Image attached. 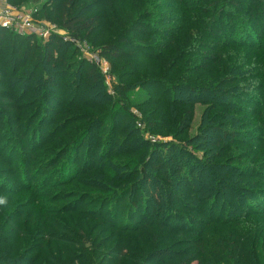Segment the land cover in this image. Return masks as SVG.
Instances as JSON below:
<instances>
[{"label": "trees", "instance_id": "obj_1", "mask_svg": "<svg viewBox=\"0 0 264 264\" xmlns=\"http://www.w3.org/2000/svg\"><path fill=\"white\" fill-rule=\"evenodd\" d=\"M10 1L18 6L30 2ZM242 1H249L246 17L234 11L244 10ZM248 1L47 0L35 17L57 24L67 36L51 33L42 42L37 35L0 26V88H4L0 114L9 111L7 123L16 126L13 135L2 140L11 156L8 169H0L4 178L0 195L7 181L20 178H25V187H9L11 194L45 188L39 198L24 204L37 205L38 212L29 213L23 225H12L16 217L6 214L11 202L0 204V264L133 260L135 264H264V192L259 188L264 183V0ZM76 40H86L108 62L117 79L114 96L98 65L81 56ZM10 41L13 59L2 56L4 44ZM25 66L29 67L20 71ZM56 81L63 92L58 99L51 91ZM163 86L167 88L162 92ZM145 90L156 91L149 95ZM254 90H260L258 100L262 99L256 109L238 107L253 117L233 115L227 98ZM145 95L151 96L146 102ZM205 97L210 101L199 134L191 138L188 132L195 115L191 100ZM51 102L56 103L61 120L52 123L46 137L37 129ZM30 107L34 109L26 111ZM131 107L141 110L144 118L138 119ZM152 107L154 111H148ZM243 120L249 128L244 132H251L245 136L252 140L259 136L262 143L248 144L246 149L247 143L237 139L243 129L234 126ZM84 121L79 131L76 125ZM257 129L262 135L254 133ZM96 130L94 138L90 132ZM146 132L173 139L152 144L144 137ZM221 136L229 143H221ZM47 138L48 153L40 165L47 169L48 179L36 181L31 177L32 163L40 160L35 157ZM99 145L103 152L98 153ZM15 147L27 148L21 152L20 165L12 156ZM190 148L209 157L199 158ZM107 152L114 156L106 157ZM224 152H230L231 158L224 160ZM234 160L242 164L235 165ZM213 169L227 175L210 183ZM60 171L67 174L55 178ZM233 173L239 174V180L231 178ZM81 180L86 181V197L79 199L76 196L85 187ZM148 187L149 191H142ZM250 190L260 201L247 198ZM232 199L239 200L236 206L243 215L216 217L218 206L230 210ZM59 201L64 203L58 205ZM85 201L86 209L78 215L80 225L66 227L59 222L69 238L57 237L54 215L67 213L73 218Z\"/></svg>", "mask_w": 264, "mask_h": 264}, {"label": "rangeland", "instance_id": "obj_2", "mask_svg": "<svg viewBox=\"0 0 264 264\" xmlns=\"http://www.w3.org/2000/svg\"><path fill=\"white\" fill-rule=\"evenodd\" d=\"M45 1H47V0H37V1H35V0L31 1L30 0V2L28 4H23V6H18V4H16V1H10V0H0V3L1 4H9L11 6L14 5V6H17V7H21L22 9L24 7V9H26V10L35 9V8L38 10V9L41 8L42 4ZM248 2L244 3V1H242L241 7L244 8L243 11H241V9L234 10L235 13H238L239 17H246L247 16L246 9L249 7L248 6ZM235 17H237V16H235ZM226 18L228 19V17H226ZM35 19L39 22V25L41 26V28L43 30H46L48 33H50V34L51 33H57L59 35L67 36L66 31H64L62 28H60V26H58L57 24L46 20L42 16L35 17ZM230 19L232 21H235L237 23V25H240V24H238V23H240V20L234 18V16H230ZM21 35H24V33L21 34ZM48 36H49V34L47 35V37H44V36L43 37L42 36L39 37L38 36V38L41 39L42 42H43V41H45L48 38ZM240 36H241V39L245 40L246 35L243 33V29H242V34ZM237 37L239 38V36H237ZM73 41H75V40H73ZM262 41H264V35H263ZM76 44H77V46L80 47L81 56L84 59H86L90 63H95V64L98 65L99 70L101 71V73L105 77V83H106V86L108 88L107 89L108 92L111 95L114 96V94H115L114 84H115V82L117 83V79H116L115 76L112 75L108 62H106L103 59H100L97 50L94 49L93 47H90L88 45V43L86 42V40H78V41L76 40ZM13 47H14V43H12L11 41L7 42L6 44H4V48H3L4 52L2 53V56L4 58H7V59H13L14 58V56L12 55V48ZM203 63H206V62H203ZM28 67L29 66H25L20 71H23L24 69H27ZM10 71H11V67H10ZM38 71L40 72V71H43V70L40 68ZM7 80H9L8 83L11 81L10 78H8ZM166 88H167V86H163V88H161L162 92ZM0 90H4V88L2 87V88H0ZM51 91H52V94L54 96V99H58L59 97H61V98L63 97V92L59 89L57 81L51 87ZM145 91H146L145 93H148V94L150 93V94L154 95L156 90H145ZM258 93L259 94L261 93L260 90H254V91L246 93V94H240V96L228 97L227 99L229 101H232L231 104H229V107L232 110L231 113L233 115H235V116L240 117V118L253 117L250 114H248L247 112H243L242 111L243 108H238V107H239V104H240L241 106L245 107L246 109H252L253 108L252 110H255L256 107H257L258 101L262 100V99L258 100V97L260 96ZM256 96H257V101L254 102V99H255L254 97H256ZM149 97H151V96H149ZM149 97L147 95H145V96H143L142 99H143V101L146 102V101H148ZM209 101H210L209 98H206V97L205 98H199V99L196 98V99H192L191 100V104L190 105L194 106V112H195L194 119H193V124H192V129L188 132V135L191 136V138L196 137L199 134L200 123H201V119H202V116H203V110L206 107V102L209 103ZM82 102H83L84 105H86V98H84V99L82 98ZM233 103L235 104V106L233 105ZM236 104H237V106H236ZM90 105H92V104H90ZM33 109H34L33 107H30L29 110L26 109V111H32ZM56 109H57L56 103L55 102H53V103L51 102L50 108H48L45 111V116L40 119V123L41 124L38 126L37 133H40L41 135L44 133L45 136H46L47 135V131L53 126L52 123L54 121H55V123H57L56 121H60L61 120V116H57L56 113H55ZM85 109L86 108H82V109L81 108H77V111H84ZM152 110L154 111V107L148 109V111H152ZM86 111H88V110H86ZM131 111L137 116L138 119H139V117L144 118L143 112L141 110H138L136 107H131ZM120 113H122V112H120ZM9 114H10L9 111H5L2 114H0V119H1V121L3 123V127L0 130V169L1 170H7L8 169V165H7L6 162H7V160H10L9 159V155L11 156V151L8 150V149H4L3 148L2 140L6 141V138L10 137L11 134L13 135L12 131L16 127V126H11V125H9L7 123V120H8L7 117H8ZM118 119H120V120L123 119V115L122 114L118 115ZM244 121L245 120H243L242 122H238L234 126L237 129H243V130H239L240 131V135L237 136V139H241V141L247 143V144H245L246 145L245 146L246 149L248 147V144L262 143L263 142V138H259V136H258V138H255L254 140H252L251 138L248 137L251 132H244L247 129H249L248 125L245 124ZM85 125H86V121H84V122H82L80 124H77L76 126L78 127L79 131H81L85 127ZM138 127H141L143 129L144 128L143 123L138 121ZM90 133H91L90 135L95 138V137L98 136L99 132L96 130V131H93V132H90ZM254 133H257V135H262L261 129H257V132H254ZM119 134H120V132H116L115 133V135H119ZM104 135H105V133H103V136ZM245 135H248V136H245ZM251 135H253V133ZM37 137L39 138L40 136H37ZM144 137L147 140H149L152 144H155L156 142H159V141H171L173 139L171 136L167 137V136L161 135L159 133L155 134V133H152V132H146L144 134ZM228 139L229 138L226 139V138H223L221 136V141H222L221 143L228 144L229 143L228 141H230ZM215 140H217V138ZM215 140H210L208 143H215L214 142ZM223 141H226V142H223ZM43 143H44L43 144V148H41V150H39V152L36 154V157H35L37 159V155H38L40 160H36V161H34L32 163L33 167H32V171H31V177H32V179H35L36 181H41L42 179H48L47 176L45 177V173H46L47 169H45V167L43 165H40V164L44 160V155L43 154H47L48 153V152H45L44 147L49 146L50 142H48V138H47V139L44 140ZM197 143L200 144V143H204V142L201 141V142H197ZM226 144H224V145H226ZM232 147H235V146H231V149H233ZM190 149L192 150V148H190ZM243 149H245V148H243ZM26 150H27V148L22 147L19 150V148L17 147L16 150L12 151V156L14 157L13 159H15L14 163L16 165H20L21 164V152L22 151H26ZM85 151H86V147L82 150V153H81L80 166L83 165V162H84V159H85ZM97 151H98V153L103 152V147L99 145ZM192 151L199 158L209 157L208 155H206V152H203V150L195 149V150H192ZM107 153L108 154H104V155H106V157H113L114 156V153H109V152H107ZM224 153H225L224 154V160H227L226 159L228 157L227 155L230 152H224ZM228 158H231V157H228ZM99 159H103V158H99ZM213 161L215 163H219L221 160L214 159ZM154 164L157 165L158 162L155 161ZM234 164L235 165H240V164H242V162H238L237 160H234ZM39 165H40L41 169L39 168ZM217 165H223V164H217ZM81 170H79V172H77V171L74 172L73 175H77L78 173L81 172ZM209 171H214V172H211V173H213V175H211V177L209 178V182L210 183L212 182L213 179H215L219 175H222V176H226L227 175L226 172H223V174H219L220 171H218V170L215 171L214 169L213 170H209ZM66 174H64V172L60 171V173L56 174L54 177L55 178H61L63 175H66ZM233 174H234V176L231 177V178H233L235 180L236 179L239 180L238 179L239 174L238 173H233ZM80 176L81 175H79L78 177H80ZM81 177L85 178L84 176H81ZM3 179H4L3 176H0V183L2 182ZM20 179H22V180L13 181V182L7 181L4 184V185H7V186H6L5 189H2L3 191H2V194L0 195L1 198L6 199V203H10L11 202V206L9 208H7L6 214H11L12 217H16L15 223L12 224V225H14L16 227L19 225L20 222H22V225H23L27 221L26 217H27V215L29 213H31L32 211H35V213L38 212V206L37 205H33L30 208H26L25 205H26L27 201H31L34 198H39V194L45 192V188H43L40 191L28 192V193H26L24 195H22V193L19 194V195L11 194L10 193L11 189L9 187H14L13 189H15V190H21L22 188L25 187L22 184L25 181L24 180L25 178H20ZM81 181H84L85 187L82 188V189H84L83 192H78V195L76 196V198H79V199L83 198V197H86V181L85 180H81ZM247 187L251 188L252 186H247ZM261 187H262V192H264V183L261 184V186H259V188H261ZM145 190L149 191L150 188L149 187L148 188H144L142 191L144 192ZM252 191H254V190H250L249 193H247L249 195V196H247V198L249 200H253L254 203L260 201V196L255 198L257 195L256 196H252L253 194H251V193H255V192H252ZM31 195H33V196H31ZM238 201L239 200H236V199H232V200L228 201L227 207H230V210H228V208H225L226 205L220 204L218 206V208L216 209V211H214L215 216L216 217L217 216H219V217L222 216L223 218L236 219V216H234L231 213H236L237 215H243V212L240 211L238 209V207L236 206L237 203L239 204ZM57 203H58V205H62L64 202H60L59 201ZM86 205H87L86 201L82 202L81 205L78 208H76V210H78V211L74 212V214H73L74 217L73 218L70 216V214H67V213L66 214H56V215H54V217L57 218V222H56L57 227L56 228L53 227V230L58 233L57 237H61L60 235H62L64 238H69L68 232H66L64 228H61L62 224H59V222L62 221L63 223L67 224V225H65L66 227H71L73 225H80L81 221H79L80 218L78 217L79 211L83 210V209H86ZM210 206H212V205H210ZM261 209H263V207H261ZM110 211H111L110 209L107 210L108 213H110ZM208 211L209 210H206L207 214H208ZM58 212H59V210H57V212H55V213H58ZM210 213H211V211H210ZM185 215L188 216V217H191L192 215H194V213L193 212H185ZM20 216H22V218H19ZM62 227H64V226H62ZM113 243H114V241L111 243V245H113ZM127 243H128V241H127ZM129 246L133 247V249H135V245L134 244H131ZM135 263H136V261L133 260V261H124L122 264H135ZM193 264H197V263L194 262Z\"/></svg>", "mask_w": 264, "mask_h": 264}, {"label": "built area", "instance_id": "obj_3", "mask_svg": "<svg viewBox=\"0 0 264 264\" xmlns=\"http://www.w3.org/2000/svg\"><path fill=\"white\" fill-rule=\"evenodd\" d=\"M37 9L26 10L9 4L0 3V26L19 34H34L39 37H47L48 33L43 30L35 19Z\"/></svg>", "mask_w": 264, "mask_h": 264}, {"label": "clouds", "instance_id": "obj_4", "mask_svg": "<svg viewBox=\"0 0 264 264\" xmlns=\"http://www.w3.org/2000/svg\"><path fill=\"white\" fill-rule=\"evenodd\" d=\"M5 203H6V199L0 198V204H5Z\"/></svg>", "mask_w": 264, "mask_h": 264}]
</instances>
